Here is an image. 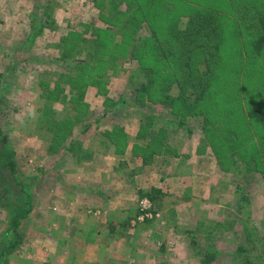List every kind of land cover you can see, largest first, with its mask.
<instances>
[{
  "label": "rangeland",
  "instance_id": "374dc122",
  "mask_svg": "<svg viewBox=\"0 0 264 264\" xmlns=\"http://www.w3.org/2000/svg\"><path fill=\"white\" fill-rule=\"evenodd\" d=\"M48 1L53 2L57 28L43 29L33 41L30 39L33 26L43 15ZM187 1L201 8L199 15L203 25L198 26L202 27V33L210 34L206 42L209 52L218 43L222 44L221 49L226 46L218 55L216 65L220 70L216 71L220 77L224 76L222 82L225 81L227 89L222 91L224 88H216L212 83L213 87L206 91L193 89L185 93L194 92L192 101L200 100L203 93L205 103L199 111L204 112L206 119L210 118L207 126L213 127L212 131L204 130L202 123L195 119L186 120L189 126L181 129L168 127L165 118L173 115V106L175 110L179 108L173 100L181 93L175 84L170 89H158L156 102L146 100L143 104L128 92V76L136 66L130 58L133 38L138 33L150 34L155 43L157 31L149 25L153 13L162 9L161 6L174 5L177 0L152 3L149 0H100L98 6L91 0H0V148L12 151L17 165L14 174L9 168H0V253L3 251L0 264H75L61 257L64 251L60 241L61 226L58 220L52 221L61 217L58 206L43 207L54 204L49 192L56 195L59 186L55 189L53 184L67 180L66 176H59L63 170L82 173V159L94 158L96 144L100 152L107 154L110 164L119 165L117 172L133 167L139 173L143 153L139 146L149 145L150 141L157 144L154 150L162 151L155 154L167 164L161 166L162 172L174 173L177 167L181 170L180 178L184 179L181 196L177 194L172 200L175 189L170 187L166 195L161 194L164 198L168 195L167 202L162 197L163 201L159 199L156 204H204L211 208L203 210L207 213L202 220L193 213L197 210L190 211L189 218L180 220L172 228L166 224L160 206L152 202L154 217L138 221L140 200L150 194L148 191L139 194L138 188L133 199L137 210L134 207L129 215H133L131 228L126 226L123 240H111L109 251L115 256L106 255L108 250L102 253L105 242L102 238L97 257L99 264H204L200 248L220 251L209 264H235L234 252L242 243L248 248L246 255L264 251V244L256 248L246 235L247 229H251L264 239V174L246 171L234 176L225 154L228 149L217 140L231 125L230 120L242 115L246 103L239 92L244 70L233 72L226 68L233 61L227 48L235 47L236 57L245 59L246 40L254 34L257 11L244 0L238 5L233 0ZM180 16V25L186 26L189 17ZM63 52L71 54V58L92 59L89 67L99 62L100 67L90 73H99L102 69L103 75H98L100 79L90 77V73H82V69L69 73L56 64ZM146 56L152 63L149 54ZM159 56L167 66L173 60L167 54ZM262 58L252 70L258 84L264 80L258 73L264 68V56ZM121 95L130 100L121 113H115L111 100ZM221 95L224 98L219 102ZM29 107H35L38 113L34 121L27 117ZM235 112L239 114L235 116ZM144 114L153 117L146 119ZM251 129L255 131L253 126ZM105 140L111 144V155L107 153L109 146ZM102 142L106 144L101 146ZM263 142L264 138L256 140L257 145ZM242 188L250 198L246 211L236 201ZM18 206L31 209L14 230ZM111 218H117L113 212ZM147 221L151 222L145 225ZM140 223L143 225L138 227ZM141 227L147 228L145 236L134 239L132 232ZM186 229L190 232L189 240L184 239L185 235L168 238L169 233L176 231L179 235ZM18 235L20 243L11 253L4 252L8 241L16 240ZM192 236L198 241L194 246ZM87 261L81 258L78 264Z\"/></svg>",
  "mask_w": 264,
  "mask_h": 264
},
{
  "label": "trees",
  "instance_id": "16d2710c",
  "mask_svg": "<svg viewBox=\"0 0 264 264\" xmlns=\"http://www.w3.org/2000/svg\"><path fill=\"white\" fill-rule=\"evenodd\" d=\"M91 1L96 6L100 5V0ZM156 1L149 0V3ZM196 1L198 2L199 0ZM233 1L235 5L241 3V0ZM244 2L257 11L254 13L256 17L253 23L254 34L246 40L248 45L245 47V59L236 57L238 55H236L235 47L227 48V51L231 53L230 57L233 58V61L232 65L226 68L233 72L235 69L239 71L241 69L244 70L239 92L241 100L246 101L244 105L245 109L242 111L243 113L241 112L242 115L238 117L236 115L239 113L235 112L236 118L230 120L231 125L226 127V130L217 136V140H220L219 142L222 143L223 148L228 149V152L225 151V154L228 156L230 170L234 176L246 171H259L264 174V142L261 145H257L258 143H256L258 138H264V80L258 84L254 79V74H252L255 64L262 62L261 60L264 56V0H244ZM161 8L153 13L149 23L151 28L157 31L155 43L153 35L151 36L150 34L143 36L142 33H138L136 38H133L134 42L130 58L136 63V66L132 67L128 76V92L131 94L130 97L134 96V98L140 99L143 104L146 100L156 102L157 97H155V93L158 92V89H170L175 84L181 92L173 98L179 108L175 110L173 106V115L170 114V116L165 118L168 127L175 126L181 129L184 126H189V124H186V120L195 119L202 123L204 130L212 131L213 127L207 126L210 124V118L206 119L204 112L202 110L199 111L200 106L205 103V100L202 98L204 96L203 93L202 95L200 93V100L195 101H192L194 92L190 94L185 93L193 89L197 91L204 89L206 91L210 87H213L212 83L216 88H224L222 91L227 89L228 86L225 87V81L222 82L224 76L220 77L216 71L220 70L218 64L216 65L219 59L218 55L221 50L223 52L226 50V46L224 45L221 49L222 44L218 43L215 49L209 52L206 42L209 40L210 34L202 33V27L198 26L202 21L199 15L201 11L199 6L187 0H177L174 5L161 6ZM43 9V15L40 16L37 23H35L36 25L33 26V34L30 37L33 41L35 35L43 32V29L54 30L57 28L53 16V10L55 9L53 2L48 1ZM181 14L189 17L185 22L186 26H182L179 23L182 18ZM201 25H203V22ZM189 28L192 31H189ZM164 44H171V46H164ZM160 53L161 55L167 54L169 58H173L168 66L163 61V58L159 56ZM147 54L152 59V63H149ZM71 57V54L68 52H63L62 58L56 64L59 67H65L69 73L81 69L82 73L84 71L90 73L93 68L98 69L100 67L99 62L89 67L90 61H92L90 58L87 60L86 58ZM238 63L241 64L236 66ZM102 71L104 70L101 69L99 73L93 72L89 75L90 77L99 78L98 75H101ZM258 73L263 77L264 68L261 72L258 71ZM250 89H252V92H250ZM159 93L161 92L159 91ZM222 97L224 98L222 95L219 97V102H221ZM237 97V101H240V96ZM129 100L130 98L124 95H121L117 100H111L115 113H121V110L124 109ZM163 103H166V101ZM240 107H243V105L240 104ZM143 116L146 119L153 117L149 114H144ZM173 116H175V119H173ZM237 118L240 121H235ZM62 121L61 123H66L69 120ZM251 126L254 127L255 133L252 131ZM256 131L260 133H256ZM151 142H148L149 145L139 146L143 150L141 157L144 164H148L155 154L162 152L161 150H154L157 148V144H150ZM5 167L9 168L11 173L14 174L17 165L13 152H5L3 148H0V168ZM223 168L225 167L223 166ZM149 193V198L153 203L159 200L161 195L159 190L154 189ZM236 201L241 204L243 211L248 209L250 198L243 188L237 194ZM0 203H2L1 196ZM30 209L29 207L28 210H25L24 207L18 206V211L13 221L14 230L22 224V220L27 217ZM246 235L247 240L252 241V244L254 243L256 248H260V245L264 244V239L258 234H254L253 230L247 229ZM17 237L14 241H8V246L4 248V252L11 253L14 247L20 243L21 237L19 235ZM192 238L191 245L198 244L195 236H192ZM245 245V243H242L235 250V264H264V257L262 258L264 251H261L260 254L252 253L246 255L244 253L248 248H245ZM200 250L204 255L202 258L204 264H209L217 254H220V251L214 250V248H200ZM2 253L3 251L0 254ZM260 258L261 261H258Z\"/></svg>",
  "mask_w": 264,
  "mask_h": 264
},
{
  "label": "crops",
  "instance_id": "0c3cea01",
  "mask_svg": "<svg viewBox=\"0 0 264 264\" xmlns=\"http://www.w3.org/2000/svg\"><path fill=\"white\" fill-rule=\"evenodd\" d=\"M105 141L109 146L107 153L111 155V144L107 140ZM103 144L106 143L102 142L101 146ZM93 152L95 154L93 159H82V173L80 171L74 173H69L68 170L61 171L59 176H66L67 180L61 179L59 185L53 184L55 189L59 186L58 191L55 193L56 195L49 192L50 197H53L54 204H44L43 206L44 209L48 206H58L61 216L59 218L61 220L57 218L52 221L58 220L60 222L61 235H63L60 241L64 249V251H61V257H65L66 261H75V264H78L81 258L88 260L85 264H99L97 257L99 242L101 243L102 238L105 240L104 245H102L104 248L102 253L108 250L106 255L111 254V256H115L112 250L111 252L109 251L110 242L123 240V232L127 231L126 226L130 228L132 226L131 220L133 215H129L132 214L131 212L135 209L134 207L137 210V205L135 201L133 202L136 189L139 188L137 190L139 194L140 192H151L156 189L161 194L166 195V189L173 187L175 191L172 194V200L177 198V194L181 196V193L184 191L181 186V182L184 181V179L180 178V175H182L181 170L176 167L174 173L170 172L171 170L167 173L162 172L161 166H166L167 164L160 156L154 155L152 161L147 165L144 164L141 158V168L142 165L145 166L142 169L140 168L139 173L133 170V167L127 170L120 169L121 171L117 172L116 170H119V165L110 164L109 157L98 150L97 144L94 146ZM174 164H171L170 168H173ZM106 165H111V167H106ZM144 169L145 171H143ZM162 197L160 195L159 199L162 200ZM167 199L168 195L165 198L163 197L165 203ZM156 202L154 203L156 204ZM156 206H160L159 208L165 216L166 224L172 228L173 226L176 227L181 222L180 220L189 218L190 211L197 210L193 213L197 216V219L200 218L199 220H202L205 215L204 213H207V211L203 212V210L211 208L204 206V204H156ZM112 212L117 218H111ZM149 222H144V224L146 225ZM142 225L143 223H140L137 226ZM146 229L141 227L136 231H131L134 239L138 237L141 239L142 235L144 237ZM169 234L168 238L170 239L184 235V239H188L190 232L186 229L182 230L179 235L178 233L176 235V231ZM156 235H158V238L161 237L159 231ZM128 243L133 245V242ZM90 255L97 259L92 260Z\"/></svg>",
  "mask_w": 264,
  "mask_h": 264
},
{
  "label": "built area",
  "instance_id": "2783aa9c",
  "mask_svg": "<svg viewBox=\"0 0 264 264\" xmlns=\"http://www.w3.org/2000/svg\"><path fill=\"white\" fill-rule=\"evenodd\" d=\"M140 212L137 216L138 221H144L147 218H153V204L149 197H144L140 200L139 204Z\"/></svg>",
  "mask_w": 264,
  "mask_h": 264
},
{
  "label": "clouds",
  "instance_id": "9594fccd",
  "mask_svg": "<svg viewBox=\"0 0 264 264\" xmlns=\"http://www.w3.org/2000/svg\"><path fill=\"white\" fill-rule=\"evenodd\" d=\"M27 117L29 120H36L37 117H38V113L36 111V108L35 107H29L28 110H27ZM23 120L20 121L21 124H23Z\"/></svg>",
  "mask_w": 264,
  "mask_h": 264
}]
</instances>
